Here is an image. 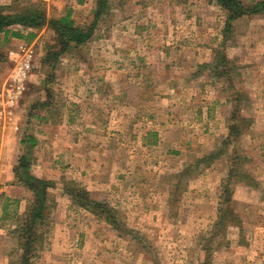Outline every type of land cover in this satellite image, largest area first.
Here are the masks:
<instances>
[{"label": "rangeland", "instance_id": "obj_1", "mask_svg": "<svg viewBox=\"0 0 264 264\" xmlns=\"http://www.w3.org/2000/svg\"><path fill=\"white\" fill-rule=\"evenodd\" d=\"M41 1L50 18L72 9L84 25L95 16L96 0ZM109 4L90 40L61 56L54 73L44 63L56 38L48 25L31 40L0 35V92L11 87L12 52L33 55L14 104L16 166L28 154L31 173L52 182L33 264H264V10L234 20L226 38L228 14L216 0ZM216 49L230 59V78L206 66ZM30 138L35 145L22 143ZM217 152L204 170L206 162L191 166ZM241 161L256 185L232 184L240 220H226L207 254L223 182ZM69 184L114 207L129 232L75 202ZM21 185L29 204L32 191ZM17 218L2 220L0 264H16L21 253Z\"/></svg>", "mask_w": 264, "mask_h": 264}, {"label": "trees", "instance_id": "obj_2", "mask_svg": "<svg viewBox=\"0 0 264 264\" xmlns=\"http://www.w3.org/2000/svg\"><path fill=\"white\" fill-rule=\"evenodd\" d=\"M216 2L227 11L228 17L225 26L226 38H229L231 26L234 20L241 18L245 15H252L264 10V0L253 1L252 4H245L243 0H216ZM109 0H96L95 16L91 23L80 25L77 24L72 16V9H67L63 15L59 17L50 18L47 13L46 3L37 0H28L24 5H0V32H5L6 39L9 36L24 38L27 40L33 39L37 36L36 30L44 25H48L55 33V42L47 46V52L44 57V63L50 66L54 73V69L57 63L60 61V57L70 52L74 48H79L90 40L93 35V31L98 24L101 16L109 10ZM20 25L24 28H28L25 34L22 29L12 28L13 26ZM215 59L210 65L215 69L219 76L223 73L230 78L231 68L228 69L230 59L227 57L223 50L216 49ZM221 68L222 70H218ZM43 107L46 106V102L41 103ZM48 105V104H47ZM47 108V107H46ZM51 109V108H50ZM38 118H44L38 114ZM242 129L240 126H230V135L238 136ZM232 138V137H231ZM36 144L35 139L30 138L28 140L23 139L22 143ZM222 152L210 153L202 157H198L191 166L196 170L201 168V163L204 167H209L211 163ZM30 157L28 154H24L16 166V174L19 182L25 183L27 189L32 191V198L23 214L17 218V226L12 230L16 235L21 253L18 256L16 264H33L32 258L35 255L38 244L44 241L45 235L42 228L49 224L48 212H47V197L48 188L52 182L39 178L31 173ZM188 169V168H187ZM187 169L177 174V178L184 177L189 172ZM254 178L249 170L242 167V161L238 165L233 163L230 168L227 179L223 182L222 193L219 202L218 217L213 225V231L210 236L205 238L203 247L207 251V254L213 248V240L223 230H226L228 224L227 219L234 218L240 220L238 213L235 210L233 191L231 187L233 183H246L247 185H256L253 182ZM64 192L70 195L74 201H78L80 205L86 207L88 210L95 211L100 216L105 217L114 228L123 233H128L127 223L121 222L118 218L117 210L106 202L97 201L92 199L90 192L86 189L74 188L70 184L64 186ZM5 210V208H4ZM123 223V224H122ZM124 225L126 228H123ZM132 231V230H130ZM204 264H208L206 261Z\"/></svg>", "mask_w": 264, "mask_h": 264}, {"label": "crops", "instance_id": "obj_3", "mask_svg": "<svg viewBox=\"0 0 264 264\" xmlns=\"http://www.w3.org/2000/svg\"><path fill=\"white\" fill-rule=\"evenodd\" d=\"M0 35L3 42L10 40V38L6 39L5 32H0ZM15 108V105L0 107V196L4 198V202H0V233L6 226L2 220L20 216L25 212L28 204L27 198L19 194V191H25L26 188L19 182L15 169L19 159L17 143L20 142L11 130L14 125L12 120L16 116ZM13 204H16V209L11 212L10 206Z\"/></svg>", "mask_w": 264, "mask_h": 264}, {"label": "built area", "instance_id": "obj_4", "mask_svg": "<svg viewBox=\"0 0 264 264\" xmlns=\"http://www.w3.org/2000/svg\"><path fill=\"white\" fill-rule=\"evenodd\" d=\"M21 52H12V54L16 55L18 61L11 75V87L0 92V107L14 105L24 89V82L31 68V58L33 55L27 47H23Z\"/></svg>", "mask_w": 264, "mask_h": 264}]
</instances>
